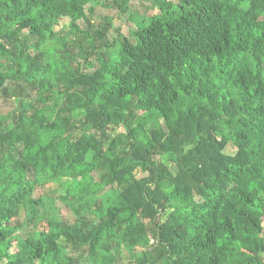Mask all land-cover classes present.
Here are the masks:
<instances>
[{
  "label": "trees",
  "instance_id": "1",
  "mask_svg": "<svg viewBox=\"0 0 264 264\" xmlns=\"http://www.w3.org/2000/svg\"><path fill=\"white\" fill-rule=\"evenodd\" d=\"M95 3L0 0V91L38 93L0 118V264H264V0H153L106 43L78 25ZM60 100L79 127L52 123ZM51 181L75 224L34 198Z\"/></svg>",
  "mask_w": 264,
  "mask_h": 264
},
{
  "label": "rangeland",
  "instance_id": "2",
  "mask_svg": "<svg viewBox=\"0 0 264 264\" xmlns=\"http://www.w3.org/2000/svg\"><path fill=\"white\" fill-rule=\"evenodd\" d=\"M119 3L118 0H98V3L93 7V14H89L88 9L91 7L88 6L87 17L91 24V27L86 22H79L78 25L81 28L82 32H87L91 30L93 34L97 36L98 43L101 42L100 38H107L104 42L106 43L108 40L111 42L118 41V34H121L122 38H128L132 42H134L133 38V30H137L139 23L156 15L157 9L153 4V0H132L130 4L129 12L118 10L115 7V4ZM121 8L122 5L120 4ZM120 9V8H119ZM70 24L71 22L68 19L62 20L55 32L59 34V36H68L70 32ZM120 32V33H119ZM95 36V37H96ZM70 39V37H69ZM79 40V39H76ZM83 42V40H80ZM63 50L57 51L55 54L59 56L60 60L63 59L61 57ZM112 53V50L103 49L102 52ZM49 53V52H47ZM32 57L37 58V61L40 64L45 62L46 56L42 53H33L31 52ZM50 54V53H49ZM74 56L77 54L76 51L73 52ZM92 74V72H89ZM38 93L32 86H28L23 83H8L7 86L0 91V118L2 116H7L9 114L12 115L14 121H19L23 116L25 110H28V116H32V113L35 109L36 101H37ZM60 104L57 107V110L49 114V118L52 123H58L59 129H65L68 125L77 124L78 127L83 122L85 118L84 111L77 112H65L59 114L64 108L63 101L60 100ZM126 130L123 126H112L111 134L113 138L120 137L121 133H125ZM78 136V135H77ZM112 138V139H113ZM236 149L230 147L227 149V153L230 155H234L236 153ZM143 175V174H142ZM139 174V176H142ZM34 198L43 199L48 206L54 207L60 210L62 218L70 223L75 224L79 217V205L68 206L67 203L62 201L63 192L60 188V183L58 181H51L45 185L38 186L34 191ZM20 223H24L26 221V214L22 209V212L19 216ZM25 233L23 230H20L16 235H19L21 238H24ZM137 251L142 252L143 249L138 248ZM12 253H16V249L12 250ZM121 256L117 260V264H133V253L127 251L124 248H121ZM88 256H85L86 260H82V264H94L96 257L92 259H88ZM2 264H5L3 262Z\"/></svg>",
  "mask_w": 264,
  "mask_h": 264
}]
</instances>
